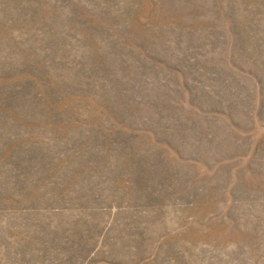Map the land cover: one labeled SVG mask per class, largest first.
Returning a JSON list of instances; mask_svg holds the SVG:
<instances>
[{"label":"rangeland","instance_id":"1","mask_svg":"<svg viewBox=\"0 0 264 264\" xmlns=\"http://www.w3.org/2000/svg\"><path fill=\"white\" fill-rule=\"evenodd\" d=\"M0 264H264V0H0Z\"/></svg>","mask_w":264,"mask_h":264}]
</instances>
